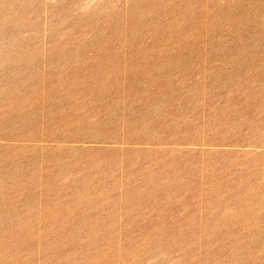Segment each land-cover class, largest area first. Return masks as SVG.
I'll return each instance as SVG.
<instances>
[{
	"label": "rangeland",
	"instance_id": "obj_1",
	"mask_svg": "<svg viewBox=\"0 0 264 264\" xmlns=\"http://www.w3.org/2000/svg\"><path fill=\"white\" fill-rule=\"evenodd\" d=\"M0 264H264V0H0Z\"/></svg>",
	"mask_w": 264,
	"mask_h": 264
}]
</instances>
